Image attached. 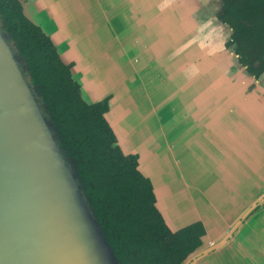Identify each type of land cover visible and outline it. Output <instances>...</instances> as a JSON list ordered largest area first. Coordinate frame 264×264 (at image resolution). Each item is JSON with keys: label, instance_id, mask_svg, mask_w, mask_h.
Masks as SVG:
<instances>
[{"label": "crops", "instance_id": "1", "mask_svg": "<svg viewBox=\"0 0 264 264\" xmlns=\"http://www.w3.org/2000/svg\"><path fill=\"white\" fill-rule=\"evenodd\" d=\"M211 3L48 0L32 14L89 102L109 101L106 120L166 225L199 223L205 246L264 196V72L251 81L235 68ZM198 264H264V203Z\"/></svg>", "mask_w": 264, "mask_h": 264}, {"label": "trees", "instance_id": "2", "mask_svg": "<svg viewBox=\"0 0 264 264\" xmlns=\"http://www.w3.org/2000/svg\"><path fill=\"white\" fill-rule=\"evenodd\" d=\"M215 20L230 30L224 47L244 72H264V0H219ZM1 29L22 57L59 147L116 264H181L201 245L199 223L171 232L155 208L152 187L123 154L104 119L107 99L86 105L49 39L22 14L19 0H0Z\"/></svg>", "mask_w": 264, "mask_h": 264}, {"label": "water", "instance_id": "3", "mask_svg": "<svg viewBox=\"0 0 264 264\" xmlns=\"http://www.w3.org/2000/svg\"><path fill=\"white\" fill-rule=\"evenodd\" d=\"M19 2L23 16L49 39L60 62L68 66L70 62L56 42L58 35L51 36L44 31L39 18L32 15L46 8L48 0ZM72 70L70 67L71 79L77 84L79 96L86 105L104 99L89 102ZM245 75L251 81L257 80ZM106 113L104 119L107 122ZM113 135L123 154L135 155L124 153L114 132ZM137 170L144 176L138 167ZM152 193L155 199L153 188ZM262 203L264 196L216 242L205 246L201 238L200 247L181 264H198L221 249L242 221ZM155 208L163 219L156 199ZM163 222L171 232L184 228L172 230L164 219ZM0 264H116L83 195L73 165L59 147L45 106L31 84L26 64L1 29V24Z\"/></svg>", "mask_w": 264, "mask_h": 264}, {"label": "flooded vegetation", "instance_id": "4", "mask_svg": "<svg viewBox=\"0 0 264 264\" xmlns=\"http://www.w3.org/2000/svg\"><path fill=\"white\" fill-rule=\"evenodd\" d=\"M215 8H216V10H215V12H214V16H215V14H216V12L219 10V7H220V4H219V0H208ZM214 20H215V18H214ZM216 21V20H215ZM217 22V21H216ZM218 23V22H217ZM218 24H220V23H218ZM220 25H222V24H220ZM223 27H225V28H227L226 26H224L223 25ZM228 29V28H227ZM229 30V29H228ZM229 35H230V30H229ZM228 38H229V36H228ZM227 38V39H228ZM226 39V40H227ZM225 40V41H226ZM225 43V42H224ZM229 50V49H228ZM236 57V56H235Z\"/></svg>", "mask_w": 264, "mask_h": 264}]
</instances>
